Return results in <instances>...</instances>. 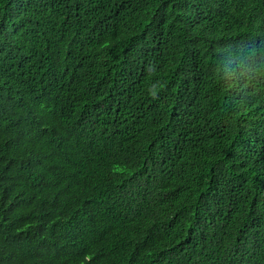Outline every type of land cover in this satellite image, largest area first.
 Instances as JSON below:
<instances>
[{"label":"trees","instance_id":"16d2710c","mask_svg":"<svg viewBox=\"0 0 264 264\" xmlns=\"http://www.w3.org/2000/svg\"><path fill=\"white\" fill-rule=\"evenodd\" d=\"M0 264H264V0H0Z\"/></svg>","mask_w":264,"mask_h":264}]
</instances>
